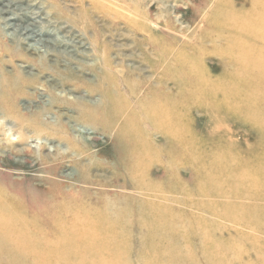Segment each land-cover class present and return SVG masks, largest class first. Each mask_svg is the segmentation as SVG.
<instances>
[{
	"label": "bare ground",
	"instance_id": "1",
	"mask_svg": "<svg viewBox=\"0 0 264 264\" xmlns=\"http://www.w3.org/2000/svg\"><path fill=\"white\" fill-rule=\"evenodd\" d=\"M70 1L84 12L86 2L100 10V3L107 0ZM186 3L189 23L198 26L197 30L188 35L190 40L177 33L173 44L158 40L156 46L168 53L176 50L181 59L179 68H163L161 79H170L176 87L169 92L155 89L147 77L143 84L137 83V67L128 64L130 68L120 69L119 56L111 63L105 55L106 45L95 47L88 36L81 37V25H85L81 18L72 22L79 27L78 34L70 22L61 21L56 13L58 0H0V14H9L0 15L4 25L0 53L9 48V61L26 59L19 69L8 71L0 56L2 115L16 121L20 136L26 128L49 142L57 136L73 145L77 142L82 154L90 147L77 139L72 118L115 136L116 183H133L127 194L100 188L93 196L86 189H68L60 174L51 173L48 191L21 200V188L9 185L8 189L0 178V264H264V237L259 234L264 233V206L239 212L235 205L210 203L207 210L239 224L224 230L219 220L180 205L185 200L195 202L191 187L177 176L173 165L177 162L192 169L194 190L201 196L264 199V0ZM161 6V12L146 17L152 24L151 33L155 28L160 40L157 27L176 22L169 8ZM46 8L49 18L42 17ZM113 12L123 17L119 6ZM7 28L15 30L13 37ZM28 38L35 39L36 45L27 44ZM39 47L45 49L39 51L41 59L35 60L29 53ZM209 53L229 61L223 76L208 73L197 62ZM79 55H89L93 63L76 62L74 66ZM29 61L41 70L33 72ZM44 71L52 75L41 81ZM40 81L42 89L24 90ZM95 93L98 97L92 99ZM29 95H36L38 104L20 102ZM194 107L206 111L214 126L213 137L204 136L193 123L190 109ZM224 114L245 121L257 132L249 150L238 147L229 133L219 136L212 121ZM154 135L159 142L151 139ZM47 145L42 143L40 153L33 154L39 162L61 153L54 143V151L45 152ZM70 161L65 160L66 167ZM154 164L160 165L161 175H153ZM78 165L86 180L84 163L80 160ZM131 194L143 196L141 203L133 202Z\"/></svg>",
	"mask_w": 264,
	"mask_h": 264
},
{
	"label": "rangeland",
	"instance_id": "2",
	"mask_svg": "<svg viewBox=\"0 0 264 264\" xmlns=\"http://www.w3.org/2000/svg\"><path fill=\"white\" fill-rule=\"evenodd\" d=\"M41 1L46 3V0ZM58 1L60 9H58V11L56 10V13L61 21H67V23L70 22L68 24L73 26V31L78 34L76 31L80 32V29L79 27L73 25L72 22L73 19L76 20L78 17L79 19L81 18V21L85 24L81 25L84 28V32L81 34V37L86 39V36H88L92 45L95 47L106 45L108 48L105 53L107 59L113 63V57L118 58L119 56V61L121 62V66L119 67L120 69L125 71V69L130 68L128 64H133L137 67L134 74L137 83L143 84V79L146 80L144 77H147V82L152 84L155 89L167 88V91L169 92L175 91V84L172 83L170 79L163 80L161 77L165 71L163 68H179L181 59L177 55L178 52L176 50L175 52L168 53V51H162L156 46L160 44L159 41L166 42V45L173 44L175 41V34L177 33L184 36L186 40H190L189 36L197 30L198 26L189 23L191 14L188 11L189 6L186 3L187 0H165L163 3H158V0H107L100 3L102 6V9L100 10L90 8L88 2H86L83 7L88 10L84 12L77 3L71 2L70 0ZM116 5L120 7V12L123 14V17H119L113 12ZM161 5L168 7L173 17L176 19L175 23H167L170 25H167L166 28L161 26L157 27V32L162 40L156 37L155 28L151 33L152 24H150L146 18L149 17L148 14L153 15V13L156 14L161 12ZM48 11H50V9L46 8L42 17L49 18L50 15H47ZM0 15L1 17L9 16V14L3 13ZM3 27L4 25L0 24V33H2V35H4L1 29ZM5 31L9 37H13L12 35L15 34V30L13 28H7ZM63 35L64 32L58 34L59 37H63ZM6 40L7 39H2L1 41ZM26 43L36 45V40L28 38ZM118 43L120 46L122 44V46L118 47ZM11 45L13 47L15 46L13 41H11ZM23 45L27 46L25 44ZM204 45L206 47H211L212 44L204 42ZM86 47H90V45L88 44ZM44 49L45 48L39 47L36 53L29 54L33 57V59L40 60L41 53H39V51L42 52ZM61 49L65 50V47H61ZM186 50L189 52L188 48ZM116 54L119 55L116 56ZM0 56L6 61L4 67L8 71H12L14 68L19 69L18 65L21 61L26 62L25 58L20 57L9 61V48L4 54L0 53ZM88 56L89 55L77 56L73 65L75 66L76 62H86L92 64V57L90 58ZM160 60L166 61V64L163 65ZM197 62L201 65H205L208 73L218 76L224 75V71L226 72L227 68L226 66L229 64L227 59L220 58L212 53L205 54V56L198 58ZM29 64L33 72L37 73V70H41L34 62L29 61ZM141 69H147L149 72H143ZM49 74L52 75L50 71H44L42 75L40 74L41 81H45L46 78L44 77L50 76ZM41 81L37 84L27 85L24 90L28 93H33L40 88L42 89L43 86L40 85ZM59 94L62 95L63 93L59 92ZM92 97V99H95L98 97V94H92ZM24 99L33 101L36 104H38L39 100L36 95H29L22 98L20 102L24 103ZM41 99L44 101L47 97ZM190 110L192 121L200 132L209 138L213 137L214 126L208 120L209 118L206 116V111L202 107H194ZM1 111L2 109L0 107V128L2 129L0 130V178L4 179V184L7 185L8 189L9 185L14 189L18 187L21 188L23 192L20 196L21 200H31V198L48 191L50 184L47 181V176L51 173H57V175L60 174L62 178L61 180L69 187L68 189H86V191L90 192L93 196L96 195V192H98V189L100 188L108 189L113 193L120 192L121 194H127L131 191H129L128 188H132V182L127 181L122 186H118L116 183L118 165L116 164L112 153V149L116 142L115 136H112L103 130L95 129L85 123L78 122L76 119L72 118L70 125L76 130L75 135L77 139L84 141L90 147L89 151L82 154L81 150L76 147L77 142H73L74 146L71 141L60 139L57 136L51 138L55 141L49 142L44 138L40 139L31 131V129L28 128L23 129L22 133L25 134L20 136L18 132L19 129L16 127V121L12 118L4 117ZM49 116L54 118V114L52 113ZM217 119H213L212 123L215 124V127L217 126L219 136H226L230 134V136L236 141L235 143L238 147L243 149H248L253 144L252 142L255 140L257 132L249 129V126L245 123V121L238 120L234 116L228 114L219 116ZM6 129L8 131H6ZM151 137V139L154 138L157 139L158 142L160 141V138L155 135ZM42 143L48 144L43 149L45 152H48V150L53 152L55 148H51V146L54 143L55 145H58L57 149H59L61 153H59L58 156L55 155L54 159H50V161L45 160L43 163L39 162L35 159L34 155L35 152L40 153V145ZM23 148H25V150H22ZM61 149H66V152L64 153ZM68 158L71 160L69 162L70 167L65 166V160ZM62 160L63 163H60ZM80 160L84 163L83 167L86 171V180L81 178L82 171L81 167L78 165ZM176 164L177 162L173 163L176 168V174L179 178H181V180L191 187L192 190L190 195L192 196V200L195 202V205L189 204L185 200L187 197H185V202L180 205L190 211H200L212 219L219 220V222L223 224L224 230L236 229L239 227V224L233 219L226 218L218 213L217 215H214L210 210H207L209 209L208 206H210V203L235 205L238 207L239 212L242 210L245 211L247 208L252 206H264V199H247L243 196H201L198 193H195V181L193 179L194 174L192 169L184 164ZM153 175H161V168L159 164H154ZM130 199H133V202L134 199H136L135 202L139 204L141 203L143 196H140L139 194H131ZM197 204L207 208L198 207ZM248 225L249 224H245L244 227L248 229L254 228V230H260L255 226H252L253 228H251ZM259 234L261 237H264V233L260 232ZM136 256V253L133 254V257Z\"/></svg>",
	"mask_w": 264,
	"mask_h": 264
}]
</instances>
